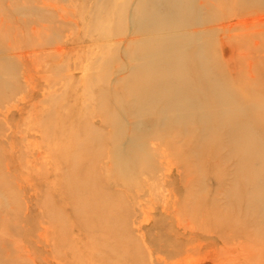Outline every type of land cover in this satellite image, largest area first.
Returning a JSON list of instances; mask_svg holds the SVG:
<instances>
[{
  "label": "rangeland",
  "instance_id": "374dc122",
  "mask_svg": "<svg viewBox=\"0 0 264 264\" xmlns=\"http://www.w3.org/2000/svg\"><path fill=\"white\" fill-rule=\"evenodd\" d=\"M207 1L0 0L5 7L3 31L10 23L15 32L11 39L9 33V37L0 35V200L8 203L5 212L0 208V264H264V201H258V193H249L259 204L253 210L231 213L241 224L221 230L220 224L197 212L184 194L201 185L222 206L232 193V175L229 173L217 190L212 180L215 172L196 166L191 175L186 169L188 159L197 160L195 146L188 147L189 156L183 160L156 139L160 124L156 115L148 112L131 118L112 100H106L103 111L98 100L100 92L110 96L115 86L129 81L135 64L141 62L139 52L145 54L136 50L135 57H130L129 52L146 37L140 33V7L159 16L173 14L177 7L197 15L196 21H188L186 16L173 23L169 19L159 22L154 28L159 39L151 48L155 53L171 51L173 36L179 40L182 53L198 45L206 51V62L192 66L193 73L207 71L216 78L221 74L238 83L237 75L247 67V59H261L263 69L264 11L215 8L210 13ZM262 3L257 0L243 5ZM162 61L148 62L161 66ZM174 96L173 89L162 90L154 111L166 109L164 115L169 117L174 112L187 114L188 107L191 113L194 107L186 103L183 93L178 94L181 99H175L185 109L175 111ZM104 113L117 122L104 124ZM95 133L119 137L113 152L117 151L120 162L125 146L131 145L132 151L143 155L145 170L138 177L128 175L130 191L121 182H110L105 188L102 199L116 196L113 207L120 205L116 212L120 215V239L106 243V247L96 245L102 241L101 235L92 236V231L76 220L68 196L81 184L76 173L84 170L93 176V159L84 149ZM144 133L153 138L149 137V145L140 150ZM107 164L108 158H103L98 165L103 176L111 178ZM223 166L231 172L235 169L231 161ZM190 176L196 182H190ZM50 211V215L61 214V224L52 223Z\"/></svg>",
  "mask_w": 264,
  "mask_h": 264
},
{
  "label": "bare ground",
  "instance_id": "6f19581e",
  "mask_svg": "<svg viewBox=\"0 0 264 264\" xmlns=\"http://www.w3.org/2000/svg\"><path fill=\"white\" fill-rule=\"evenodd\" d=\"M250 1L257 0H209V2H207L209 4L208 8L210 13H213L215 8L225 10V12H232L234 9L236 10L238 8L241 9L242 12L250 9H256L259 12L264 11V3H262V5H243ZM3 8H5L4 5H0V35L9 37L7 35V33H9L11 39L15 33L12 32L13 28H11L14 24L9 23L7 25L5 22L7 25H4L5 29L7 27L8 29L7 31H3L4 27H2V24L4 22L2 19L5 15H3ZM175 9L176 11L173 14L159 16L153 12V10L142 9V7L139 8V12L143 17L139 21L142 25V27H140V33L144 37L146 35V37L143 41H140V44H137L138 47L136 49L132 50L131 47L129 52L131 55L130 57H135L134 54L138 50H141L142 54L143 52L145 54L141 55L138 51L140 54L139 57L141 58L138 61L141 62H138V65L135 64V70L129 81L125 80L115 86L114 92L110 96H107L105 94L106 92H100V96L98 95L100 98H98V100L101 99L99 102L103 111H106V100H108V102H111L112 100L120 108H125L126 115L130 114L129 116L131 118L138 117L141 113L148 112L156 115L157 120L160 122L157 129L156 139L166 143L167 147L177 157L183 156V160L189 156L187 151L188 147L191 145L195 146V157L197 156V160L191 161L188 159L187 163H185L186 169L189 174L192 173L191 175H193V172L198 169L196 166L202 167V169L207 168L206 171H209L210 169L215 172L212 180L217 185V190L221 184H223L225 177L230 174L232 175V193L230 197H228V200H226V203L222 204V206L217 203L215 198H210L209 195L205 193L207 191L204 188H201V185L200 189H193V187L190 186L191 188H188L189 190L186 191L187 194H184L192 200L193 207L197 212L205 213L211 221L213 220V223L220 224V229L224 230L227 227L239 226L241 224V219L233 217L231 213H238L243 210L251 211L254 207L259 205L255 204L256 201L254 200V195L251 196L252 194H249L250 192L253 194L258 193V195H260L258 201H264V186H260L261 183L264 184V68L262 69L261 59L257 62H252L253 60L246 58L249 63L246 62L247 67H243L244 69H242L240 75H237L239 79L238 83H235L232 80L231 82L229 79L224 78V76L222 77L221 74H219V78H216L211 73H207V71L203 72L204 74H199L198 72L193 73L192 66L198 65L200 67L205 64L206 51L197 45V47L191 48L189 51L182 53V48L178 43L179 40L176 41L173 39L175 38L174 36L170 37L174 42V47L171 51H167L164 54L162 50H158L156 53L152 52L153 49L151 48H153V41L157 38L159 39L158 35H160L157 32L158 29L155 31L159 22L169 19V21L173 23L177 18L186 16L188 17V21H196L198 18L194 12L188 13V9L185 7H177ZM104 18L102 19L103 21ZM121 21H118V23L121 24L123 21L125 22V17L124 20ZM113 24L111 25L113 26ZM116 24L117 23L115 22L114 25ZM120 24L117 26H120ZM150 26L152 29L149 28ZM122 28L118 29L120 30ZM112 30H114L113 27ZM260 31L258 32L259 34ZM261 33H263V31ZM263 35L260 36L263 37ZM250 39H247L248 42ZM187 40L189 39H186L184 42ZM184 49L186 48L184 47L183 50ZM155 54L157 55L154 58H148ZM139 57H137V59ZM158 58L163 59L161 62L162 65L150 66L151 63L148 61L156 60ZM164 59L167 61H164ZM211 63L213 66L216 65L213 61H211ZM151 68H153V71L149 73ZM154 69L160 71L155 70L154 72ZM189 72L192 73L188 76ZM237 76L235 77L237 78ZM166 88L174 90L175 96L173 98V104L175 106V111L184 108V104L175 99L176 96L180 98L178 96L179 93H183L187 96V99H184L187 101L186 103H189L191 107H194V109L191 110V113L187 112L190 110L188 107L187 109L184 108L187 113L185 115L187 116L182 113L178 114L177 112H174L175 114H169L170 116L168 117L167 115H164L166 109L154 111L153 107L156 103L157 96ZM190 114L192 116H190ZM103 116L104 124L111 125V123L117 122L116 119L110 118L106 113H104ZM149 137L150 136H146L145 133L140 136V140L143 142L140 150H143L144 146L146 147L149 145ZM116 138L118 139L119 137H114L113 134H96V136L89 142V145L86 146V148L84 147V151L91 155L93 159V162L90 164L91 168H93H90L91 171H93V176H91V174L88 175V173L85 174L84 170L77 171L76 178L79 175L80 178L78 177V179H80V181L82 180L81 184L76 188L78 190L76 191L77 193L74 191L68 195L74 204V216L76 220L79 222L82 221L86 230L92 231L90 232L92 236H97L98 234L101 235L100 239H102V241L100 240L96 245L102 243L103 245L105 244V246L100 245L102 247H106V243L108 242H118V239H120V231H118L119 228H117V223L120 220V215L117 214V207L120 205L113 207L115 202L114 198H116V196H110L113 200L109 197L108 199H102V194L107 192L105 188L110 182H121L122 184H126L124 187L127 186L130 191L132 184L129 182L130 178L128 179V175L134 174L138 177V175L144 170L143 163L141 162L143 155H140V152L138 151H132L131 145L130 148H127L129 146H125L123 160L121 162L117 160V151L113 152L114 147L116 146ZM150 138L152 139L153 137ZM207 140L210 141L208 145L204 143ZM179 143H181V145H179ZM137 147L138 145L136 146V149ZM70 157L72 156L68 155V158ZM103 158H108L107 170L109 171L110 176L112 175L111 178L104 177L103 172L100 171V165L98 164L100 161L102 163ZM228 161H231L233 166H235L233 172H231V169L223 166V163H227ZM73 166L71 165V168H73ZM98 166L99 170L97 169ZM74 167L76 169V166ZM74 171L76 170H73V172ZM70 172L73 173L72 171ZM71 177L72 176H70V178ZM70 180L75 179L71 178ZM193 181L196 182V178L190 176V182ZM68 183L71 182L69 181ZM210 192L211 189H209V193ZM115 193L117 194V192ZM0 201V208H2V212H5L8 203L3 199ZM50 214L51 211L49 216L52 223L61 224V220H59L61 214L60 216L57 213ZM244 218L243 220H245ZM249 240L251 241V239ZM108 261L109 260L107 259V262Z\"/></svg>",
  "mask_w": 264,
  "mask_h": 264
}]
</instances>
